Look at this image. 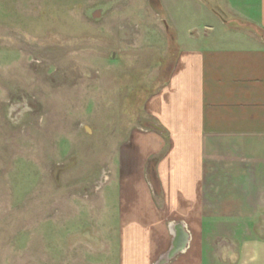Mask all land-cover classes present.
Masks as SVG:
<instances>
[{
  "label": "rangeland",
  "instance_id": "374dc122",
  "mask_svg": "<svg viewBox=\"0 0 264 264\" xmlns=\"http://www.w3.org/2000/svg\"><path fill=\"white\" fill-rule=\"evenodd\" d=\"M160 1L189 23L191 0ZM163 18L158 0H0V264L118 253V176L160 131L148 105L178 53Z\"/></svg>",
  "mask_w": 264,
  "mask_h": 264
},
{
  "label": "crops",
  "instance_id": "0c3cea01",
  "mask_svg": "<svg viewBox=\"0 0 264 264\" xmlns=\"http://www.w3.org/2000/svg\"><path fill=\"white\" fill-rule=\"evenodd\" d=\"M158 2L178 48L148 105L162 134L126 152L118 253L96 264H264V0H191L178 37Z\"/></svg>",
  "mask_w": 264,
  "mask_h": 264
}]
</instances>
